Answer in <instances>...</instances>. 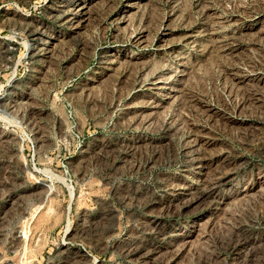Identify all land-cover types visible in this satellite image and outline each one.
Returning a JSON list of instances; mask_svg holds the SVG:
<instances>
[{
    "label": "rangeland",
    "instance_id": "1",
    "mask_svg": "<svg viewBox=\"0 0 264 264\" xmlns=\"http://www.w3.org/2000/svg\"><path fill=\"white\" fill-rule=\"evenodd\" d=\"M0 264H264V0H0Z\"/></svg>",
    "mask_w": 264,
    "mask_h": 264
}]
</instances>
